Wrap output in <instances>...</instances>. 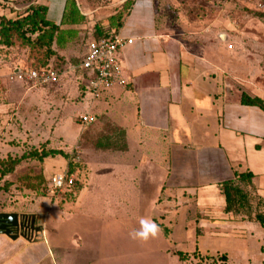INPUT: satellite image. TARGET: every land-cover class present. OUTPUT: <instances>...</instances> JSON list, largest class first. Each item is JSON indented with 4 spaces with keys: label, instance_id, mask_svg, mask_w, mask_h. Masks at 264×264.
Listing matches in <instances>:
<instances>
[{
    "label": "rangeland",
    "instance_id": "rangeland-1",
    "mask_svg": "<svg viewBox=\"0 0 264 264\" xmlns=\"http://www.w3.org/2000/svg\"><path fill=\"white\" fill-rule=\"evenodd\" d=\"M120 2L88 0L79 35L64 48L53 44L47 56L19 40L0 42V212L44 215L41 240L0 233V264H209L219 263L223 253L227 264H264L261 223L224 210L220 183L234 174L200 177L198 146L212 138L197 127L190 138L181 128L166 130V139L145 138L147 128L128 121L127 104L115 106L113 100L95 103L92 123L81 121L91 99L90 91L84 97L77 67L83 46L93 24ZM1 5L0 15L7 11ZM156 7L161 31L203 55L204 67L213 63L215 79L221 73L232 93L236 87L239 95L242 89L264 95V18L252 4L156 0ZM34 58L53 63L59 83L31 87L10 79ZM174 140L182 143L174 147L177 159L170 160ZM76 155L83 162L77 187L52 191V175L66 171ZM234 164L247 167L244 160ZM250 191L256 212L258 194ZM141 218L160 226L159 238H131ZM177 251L190 255L180 258Z\"/></svg>",
    "mask_w": 264,
    "mask_h": 264
},
{
    "label": "crops",
    "instance_id": "crops-1",
    "mask_svg": "<svg viewBox=\"0 0 264 264\" xmlns=\"http://www.w3.org/2000/svg\"><path fill=\"white\" fill-rule=\"evenodd\" d=\"M13 1L15 0H0L3 10H7ZM76 1L85 16L82 23L71 26L78 30L79 35V27L85 23L89 5L88 0H83L86 3ZM66 2L67 0H35L33 4L42 8L47 19L61 24ZM102 22L107 23V18ZM96 24L88 32L81 60L77 65L86 85L84 97L89 91L88 80L92 73L80 65L89 41L97 39ZM107 28L109 26L106 24L103 27L104 35L101 36H106L108 32L118 34L125 40L133 39L132 43L118 53L128 84L105 90L98 98L91 94L86 113H92L95 103L103 104L109 100H113L115 106L126 103L127 112L131 113L128 121L147 128L143 134L148 133L144 137L150 139H166V130L173 133L174 129L180 128L186 129L190 138V135L193 136L192 130L197 127L203 137L212 138V143L198 146L201 154L200 177L216 178L222 174L231 177L238 170L234 163L247 161V167L238 171L251 170L255 174L253 181L257 192L264 199V109L241 103L242 91L259 96H263V93L256 89L251 92L242 89L239 95L236 87L235 93H232V85L224 77L222 79L221 73L219 79H215L216 74L211 70L216 68L213 63L212 67H204L207 60L203 55L189 50L181 40L161 31L156 0H134L124 14L123 23L118 30ZM135 111L138 115L134 116ZM179 143L182 141L174 140L169 143L172 146L176 144L172 148L170 160L177 159L174 147Z\"/></svg>",
    "mask_w": 264,
    "mask_h": 264
},
{
    "label": "trees",
    "instance_id": "trees-1",
    "mask_svg": "<svg viewBox=\"0 0 264 264\" xmlns=\"http://www.w3.org/2000/svg\"><path fill=\"white\" fill-rule=\"evenodd\" d=\"M33 1L22 0L21 2L15 0L8 6L7 11L0 16V42L10 45L14 41L19 40L33 50L43 51L41 56H47L54 52L52 49L53 44H56L59 48H64L71 40L77 37L78 30L71 26L82 23L85 16L80 11L76 0H67L61 24H56L47 19L42 8L35 6ZM260 1L264 3V0ZM120 3L121 6L107 17V23L102 22L104 20L97 22L95 26L96 38L104 35L105 29L103 27L106 24L109 26L107 30L112 28L118 30L123 23L124 14L134 3V0H121ZM250 4L257 10V14L264 18V8H256L254 2ZM108 34L107 32L105 35ZM33 63L32 66L40 70L56 69L53 63H41L37 58L33 59ZM241 103L264 109V95H251L246 91H242ZM70 167L71 171L80 170L82 172V159L77 165L70 163ZM254 176L255 174L251 170H236L233 178L226 179L220 183L225 198L224 210L227 213L246 217L249 221H258L264 228V199L255 188ZM76 187L77 185L74 188ZM249 188L258 194L259 207L256 208V212L253 206L254 196ZM176 254L180 258H186L190 255V253L182 251H177ZM194 255H198L197 250ZM218 259L220 260L219 263L214 259L209 264H227L228 255L223 253Z\"/></svg>",
    "mask_w": 264,
    "mask_h": 264
},
{
    "label": "built area",
    "instance_id": "built-area-1",
    "mask_svg": "<svg viewBox=\"0 0 264 264\" xmlns=\"http://www.w3.org/2000/svg\"><path fill=\"white\" fill-rule=\"evenodd\" d=\"M254 2L256 8H264V3L260 0H246ZM133 39L125 40L118 34H109L89 41L87 52L81 63V67L91 71L92 75L88 80V89L94 98H98L103 91L114 86H126L127 78L123 75L122 64L119 58V51L132 43ZM229 48L233 46L228 45ZM10 79H18L31 87L46 86L58 83L61 73L55 69L40 70L34 66H26L14 70L10 74ZM83 123H92L95 120L91 112L80 115ZM81 161V156L76 155L72 160L73 165ZM77 171H71L70 164L66 171L52 175L50 189L62 192L77 185Z\"/></svg>",
    "mask_w": 264,
    "mask_h": 264
},
{
    "label": "water",
    "instance_id": "water-1",
    "mask_svg": "<svg viewBox=\"0 0 264 264\" xmlns=\"http://www.w3.org/2000/svg\"><path fill=\"white\" fill-rule=\"evenodd\" d=\"M16 71H19V69H17ZM30 215H32L34 218L36 217V214ZM19 218L20 214L18 212H0V233H4L13 239L20 237V233H14V230L12 228V226L19 227ZM40 221L43 224V214L40 216ZM37 233V236H35L34 238L25 234H23L22 236L28 238L29 240H41L43 239V226L37 229Z\"/></svg>",
    "mask_w": 264,
    "mask_h": 264
},
{
    "label": "clouds",
    "instance_id": "clouds-1",
    "mask_svg": "<svg viewBox=\"0 0 264 264\" xmlns=\"http://www.w3.org/2000/svg\"><path fill=\"white\" fill-rule=\"evenodd\" d=\"M162 233L160 226L149 218H141L140 228L130 233L134 240L148 242L151 239H157Z\"/></svg>",
    "mask_w": 264,
    "mask_h": 264
},
{
    "label": "flooded vegetation",
    "instance_id": "flooded-vegetation-1",
    "mask_svg": "<svg viewBox=\"0 0 264 264\" xmlns=\"http://www.w3.org/2000/svg\"><path fill=\"white\" fill-rule=\"evenodd\" d=\"M43 226L40 221V215L34 218L32 215L27 213H20L19 218V227H13L14 233H20V236L23 234L34 238L37 236V229ZM26 238V237H25Z\"/></svg>",
    "mask_w": 264,
    "mask_h": 264
}]
</instances>
